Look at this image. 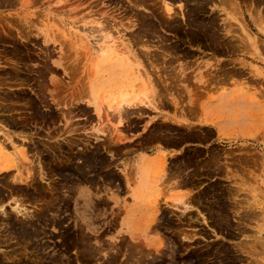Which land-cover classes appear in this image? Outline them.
Wrapping results in <instances>:
<instances>
[{
	"label": "rangeland",
	"instance_id": "obj_1",
	"mask_svg": "<svg viewBox=\"0 0 264 264\" xmlns=\"http://www.w3.org/2000/svg\"><path fill=\"white\" fill-rule=\"evenodd\" d=\"M10 1L0 264H264V0Z\"/></svg>",
	"mask_w": 264,
	"mask_h": 264
},
{
	"label": "bare ground",
	"instance_id": "obj_2",
	"mask_svg": "<svg viewBox=\"0 0 264 264\" xmlns=\"http://www.w3.org/2000/svg\"><path fill=\"white\" fill-rule=\"evenodd\" d=\"M7 1V0H6ZM9 1V0H8ZM12 1V0H11ZM10 1V2H11ZM52 1V0H51ZM62 1V0H61ZM141 1V0H140ZM150 1H153V0H150ZM149 1V2H150ZM158 1V0H157ZM156 1V2H157ZM199 1V0H198ZM222 1H224V0H222ZM233 1V4H236V2L234 3V1L235 0H232ZM29 2V1H28ZM133 2H135V0L133 1ZM139 2V1H138ZM145 2V1H144ZM149 2H147L148 4H150ZM170 2V1H169ZM169 2H165V5H162L168 12H171V11H174V10H179V8H183V5H182V7L180 6H176V7H178L177 9L176 8H174V10H173V7L175 6V5H171ZM186 2V1H185ZM192 2V1H191ZM190 2V3H191ZM197 2V1H196ZM214 2V1H213ZM228 2V1H227ZM226 1H225V5H226V3H227ZM5 3H7V2H5ZM152 3H154V2H152ZM172 3V2H171ZM201 3V2H200ZM199 3V4H200ZM260 3V2H259ZM135 4H137V3H135ZM146 4V3H145ZM163 4H164V2H163ZM173 4H175V3H173ZM229 4H230V2H229ZM228 4V5H229ZM232 4V5H233ZM26 5V4H25ZM76 5V4H75ZM142 5V4H141ZM140 5V6H141ZM151 5V4H150ZM153 5V4H152ZM236 5H238V4H236ZM64 6V5H63ZM137 6H139V4L137 5ZM239 6V5H238ZM238 6H237V8H238ZM133 7V6H132ZM156 7V6H155ZM227 7H229V6H227ZM162 8V7H161ZM160 8V9H161ZM163 8V9H164ZM186 8H187V6H186ZM185 8V9H186ZM180 9V10H181ZM185 9H183V11L185 10ZM235 9V8H234ZM105 10V9H104ZM165 10V11H166ZM164 11V10H163ZM164 11V12H165ZM182 11V10H181ZM232 11H233V8H232ZM100 12V11H99ZM162 12V11H161ZM176 12V11H175ZM212 12V11H211ZM151 13V12H150ZM166 13V12H165ZM178 13V12H177ZM180 13V12H179ZM236 13V12H235ZM73 14V13H72ZM162 14V13H161ZM168 14V13H167ZM183 14H184V12H183ZM141 15H143V14H141ZM147 15V14H146ZM165 15V14H164ZM169 15V17H170V14H168ZM172 15V14H171ZM173 15H176V13L174 14L173 13ZM233 15V14H232ZM256 15V14H255ZM148 16H150V15H148ZM168 17V16H167ZM168 17V18H169ZM173 17V16H172ZM185 17V16H184ZM227 17V16H226ZM104 18V17H103ZM166 18V17H165ZM167 18V19H168ZM171 18V17H170ZM169 18V19H170ZM180 18H182V17H180ZM155 19V18H154ZM195 19V18H194ZM216 19V18H215ZM229 19V18H228ZM2 20V19H1ZM0 20V21H1ZM103 20H105V22H107V19H103ZM109 20V19H108ZM192 20V19H191ZM142 21V20H141ZM209 21V20H208ZM216 21V20H215ZM103 22V21H102ZM190 22V21H189ZM197 22V21H196ZM184 23V22H183ZM206 23V22H205ZM229 23V22H228ZM231 23V22H230ZM5 24V23H4ZM17 24V23H16ZM106 23H104V25H105ZM107 24H109L108 22H107ZM111 24V23H110ZM114 24V23H113ZM200 24V23H199ZM202 24V23H201ZM227 25H229V24H227ZM107 27H108V25H106ZM105 26V27H106ZM115 26V25H114ZM230 26V25H229ZM94 27V26H93ZM102 27H104V26H102ZM107 27H106V29H107ZM113 27V26H112ZM144 28V27H143ZM167 28V27H166ZM222 28V26L220 27V29ZM0 29H2V28H0ZM88 29V28H87ZM92 29V28H91ZM90 29V30H91ZM98 29V28H97ZM100 29V28H99ZM105 29V28H104ZM156 29H157V27H156ZM189 29V28H188ZM223 29H226V28H223ZM222 29V30H223ZM96 30V29H95ZM94 30V31H95ZM101 30V29H100ZM221 30V31H222ZM138 31V30H137ZM192 31V30H191ZM92 32V31H91ZM101 32V31H100ZM147 32H148V30H147ZM153 32V31H152ZM193 32V31H192ZM135 33V32H134ZM133 33V34H134ZM139 33H141V32H139ZM155 33V32H154ZM221 33V32H220ZM28 34H30V33H28ZM156 34V33H155ZM93 35V34H92ZM160 35V34H159ZM158 35V37L160 38V36ZM222 35H224V34H222ZM99 36V35H98ZM111 36V35H110ZM131 36H132V34H131ZM157 36V35H156ZM155 36V37H156ZM163 36V35H162ZM102 37H104V35L102 36ZM101 37V38H102ZM140 37V36H139ZM138 37V38H139ZM107 39H108V37H106ZM110 38V37H109ZM142 38H145V37H142ZM150 38V37H149ZM157 38V37H156ZM188 38V37H187ZM105 39V38H104ZM107 39H105V42H106V40ZM152 39V38H151ZM219 39V38H218ZM98 40V39H97ZM115 40V39H114ZM133 40V39H132ZM136 40H138V39H136ZM141 41H142V39H140ZM139 40V41H140ZM154 40V39H153ZM161 40V39H160ZM220 40V39H219ZM138 41V42H139ZM140 41V43H142V42H144V39H143V41L141 42ZM137 42V43H138ZM147 42V41H146ZM145 42V43H146ZM189 42V41H188ZM117 43V42H116ZM136 43V42H135ZM150 43V42H149ZM88 44V43H87ZM227 44V43H226ZM96 45V44H95ZM110 45V44H109ZM137 45H139V44H137ZM146 45V44H145ZM170 45V44H169ZM118 46V45H117ZM227 46V45H226ZM232 46V45H231ZM94 47V46H93ZM115 47V48H114ZM172 47V46H171ZM89 48V47H88ZM96 47H94L93 49H95ZM162 48V47H161ZM99 49V50H98ZM117 47L115 46V45H113V42H112V48L110 49L109 47H107V46H100L99 45V48H98V46H97V51H99V53H98V55H96L97 56V58H100L101 60H100V64L98 65V68H99V70H100V67L101 68H104V67H106V63L107 62H109L108 60H110V61H112L114 58L113 57H111L110 55H117ZM139 49V48H138ZM155 50V49H154ZM235 50V49H234ZM116 52L115 54H114V52ZM139 51H141V48L139 49ZM169 51V50H168ZM170 52V51H169ZM142 53H144L143 51H142ZM142 53H140V54H142ZM164 53V52H163ZM145 55L146 54H148V53H144ZM170 54V53H169ZM166 55V54H165ZM118 56V55H117ZM141 57V56H140ZM153 57V56H152ZM171 57V56H170ZM138 58V57H137ZM157 59V58H156ZM155 60V59H154ZM138 61V60H137ZM141 61V60H140ZM157 61V60H156ZM165 61V60H164ZM19 62V61H18ZM155 62V61H154ZM81 63V62H80ZM173 63V62H172ZM149 64V63H148ZM166 64V63H165ZM151 66V65H150ZM166 66V65H165ZM149 67V66H148ZM161 67V66H160ZM75 70V69H74ZM153 70V69H152ZM155 70H156V68H155ZM92 71V70H91ZM76 72V71H75ZM97 72V71H96ZM154 72V71H153ZM162 73V72H161ZM157 76V75H156ZM169 76V75H168ZM216 76V75H215ZM222 76V75H221ZM84 78H86V77H84ZM215 78V77H214ZM72 79V78H71ZM40 81V80H39ZM71 82V81H70ZM40 83V82H39ZM61 83V82H60ZM172 83V82H171ZM3 84V83H2ZM70 84V83H69ZM40 85V84H39ZM58 85V84H57ZM171 85V84H170ZM96 85H94V84H92V86L91 87H95ZM62 87V86H61ZM44 88V87H43ZM41 90V89H40ZM77 91V90H76ZM176 91V90H175ZM42 92V91H41ZM78 92V91H77ZM160 92V91H159ZM8 93V92H7ZM40 93V92H39ZM38 93V94H39ZM72 93V92H71ZM81 93V92H80ZM85 93V92H84ZM73 94V93H72ZM160 94V93H159ZM5 95V94H4ZM11 94H9V96H10ZM16 95V94H15ZM87 95V94H86ZM86 95H85V97H86ZM2 96V95H1ZM74 96V95H73ZM79 96V95H78ZM77 96V97H78ZM88 96V95H87ZM76 97V98H77ZM61 98V97H60ZM75 99V98H74ZM39 100V99H38ZM40 100H42V99H40ZM61 100H63V99H61ZM12 101V100H11ZM70 101V100H69ZM127 101H129V100H127ZM59 102H61V101H59ZM118 103H120L119 101H118ZM126 103H128V102H126ZM3 104V103H2ZM39 105H40V103H39ZM44 106V105H43ZM69 106V105H68ZM1 107V106H0ZM46 107V106H45ZM5 108V107H4ZM124 108H126V107H124ZM6 109V108H5ZM69 109V108H68ZM124 110V109H123ZM9 111V110H8ZM51 111V110H50ZM129 111V110H128ZM123 112V111H122ZM127 112V111H126ZM43 113V112H42ZM74 113V112H73ZM124 113V112H123ZM121 115H123V114H121ZM51 116V115H50ZM49 116V117H50ZM117 117V116H116ZM126 117V116H125ZM3 118V117H2ZM53 118V117H52ZM66 118V117H65ZM3 120V119H2ZM5 121H7V120H5ZM4 121V122H5ZM120 122H122V121H120ZM5 124V123H4ZM12 127V126H11ZM163 127V126H162ZM160 132V131H159ZM115 134V133H114ZM96 135V134H95ZM154 137V136H153ZM8 139H11V141H12V138L10 137V138H8ZM118 140V139H117ZM8 146H9V144H8ZM8 146H6V142L5 141H3V140H0V152L1 151H3L6 147H8ZM22 146V145H21ZM14 147L16 148V145H14ZM59 148V147H58ZM23 149H25V148H23ZM21 150V151H19L20 152V154L22 153V154H24L25 153V150ZM46 149V148H45ZM6 150V149H5ZM72 150V149H71ZM42 151V150H41ZM5 152V151H4ZM26 153H28V152H26ZM45 153V152H44ZM4 155H5V153H3ZM18 156H19V154H18ZM57 156V155H56ZM26 157V156H25ZM8 158V157H7ZM13 158V157H12ZM31 158V157H30ZM60 158V157H59ZM20 159H22V158H20ZM54 159V158H53ZM56 159H57V157H56ZM62 159V158H61ZM13 160H14V158H13ZM30 160V159H29ZM65 160V159H64ZM23 161V160H22ZM66 161V160H65ZM68 161V160H67ZM29 162V161H28ZM58 162V161H57ZM22 163V162H21ZM26 163V162H25ZM64 163V162H63ZM160 164V163H159ZM216 164V163H215ZM26 165V164H25ZM24 165V166H25ZM29 165H30V163H29ZM29 165H26V167L27 166H29ZM16 166H18V164H14V163H12V162H10V161H8V160H6V159H1V157H0V172L3 174H5L6 172H8L7 170L8 169H10L11 167H16ZM66 166V165H65ZM162 166V165H161ZM207 166V165H206ZM213 166V165H212ZM28 168V167H27ZM183 168V167H182ZM29 169H30V167H29ZM33 169V168H32ZM23 170H25V168H23ZM79 170V169H78ZM53 171V170H52ZM159 171V170H158ZM178 171V170H177ZM184 171V170H183ZM36 172V171H35ZM9 173V172H8ZM79 173V172H78ZM157 173H159V172H157ZM174 173V172H173ZM178 173V172H177ZM182 174H183V172H181ZM26 174V173H25ZM130 174H131V171H130ZM176 175V174H175ZM173 176H174V174H173ZM1 177V176H0ZM29 176H26V177H24V178H22V175L20 176L19 174L16 176V180L17 181H20V180H23V182H24V179L26 180V178H28ZM187 177V176H186ZM169 178V177H168ZM170 178H172V177H170ZM1 179V178H0ZM185 180V179H184ZM168 181V180H167ZM88 182V181H87ZM92 182V181H91ZM181 182V181H180ZM25 183V182H24ZM115 183V182H114ZM118 183V182H117ZM116 183V184H117ZM3 184V183H2ZM108 185V184H107ZM72 189V188H71ZM74 190V189H73ZM115 191V190H114ZM74 192V191H73ZM181 195V194H180ZM185 196V195H184ZM181 197V196H180ZM183 197V196H182ZM181 197V198H182ZM66 199V198H65ZM186 199V198H185ZM182 200V199H181ZM45 207V206H44ZM48 208H49V206H48ZM4 210H5V208H4ZM215 210V209H214ZM9 216H10V214H9ZM228 217V216H227ZM15 218V217H14ZM38 220V219H37ZM46 221V220H45ZM8 225V224H7ZM83 238V237H82ZM176 244V243H175ZM89 246V245H88ZM97 253V252H96ZM184 264V263H183Z\"/></svg>",
	"mask_w": 264,
	"mask_h": 264
},
{
	"label": "crops",
	"instance_id": "obj_3",
	"mask_svg": "<svg viewBox=\"0 0 264 264\" xmlns=\"http://www.w3.org/2000/svg\"><path fill=\"white\" fill-rule=\"evenodd\" d=\"M199 118L196 119L197 122ZM213 123V122H212ZM202 126H212L214 127L213 125H210V124H207V123H201ZM222 126V124L220 125ZM218 141V140H217ZM168 151V155L170 157V155L172 154V151H170V149L166 148V147H163L162 149H160L159 147H155L153 149H150V150H146V151H139L137 153H135L134 155H132L131 159H137L138 161L141 159L143 160V167L145 166L146 164V161L147 160H150L152 161V163H154L156 160H161V158L164 157V154L163 153H166ZM180 151V150H178ZM141 173V170L139 172V175ZM166 175H163L160 179H159V182H163V183H166L165 180H166ZM134 181L136 183V179L134 178Z\"/></svg>",
	"mask_w": 264,
	"mask_h": 264
}]
</instances>
